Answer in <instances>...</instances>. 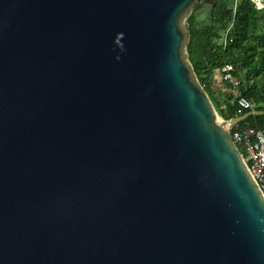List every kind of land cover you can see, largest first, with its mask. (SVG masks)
<instances>
[{"label": "water", "instance_id": "95a60500", "mask_svg": "<svg viewBox=\"0 0 264 264\" xmlns=\"http://www.w3.org/2000/svg\"><path fill=\"white\" fill-rule=\"evenodd\" d=\"M204 0H0V264H264V194L188 52Z\"/></svg>", "mask_w": 264, "mask_h": 264}, {"label": "trees", "instance_id": "16d2710c", "mask_svg": "<svg viewBox=\"0 0 264 264\" xmlns=\"http://www.w3.org/2000/svg\"><path fill=\"white\" fill-rule=\"evenodd\" d=\"M234 2L214 0L208 13H199L200 3L188 18L191 62L215 107L226 105L221 109L225 119L238 115L234 89L219 76L226 64H232L233 73L241 78L240 95L252 99L255 109L264 110V9L251 0H238L234 14ZM219 79L225 87L214 84ZM240 125L264 128V113L251 114Z\"/></svg>", "mask_w": 264, "mask_h": 264}, {"label": "built area", "instance_id": "2783aa9c", "mask_svg": "<svg viewBox=\"0 0 264 264\" xmlns=\"http://www.w3.org/2000/svg\"><path fill=\"white\" fill-rule=\"evenodd\" d=\"M258 9H264V0H251ZM238 0H235L233 12L236 13ZM234 67L232 64H226L221 69L219 75L222 79L228 82L234 89L235 96L238 98V115L243 110H254L255 102L252 99L240 95L239 86L241 78L233 73ZM225 104L219 107V110L224 109ZM231 135L236 142L242 157L247 163L252 175L258 182L264 194V128H254L248 125L237 124L233 128H229Z\"/></svg>", "mask_w": 264, "mask_h": 264}, {"label": "rangeland", "instance_id": "374dc122", "mask_svg": "<svg viewBox=\"0 0 264 264\" xmlns=\"http://www.w3.org/2000/svg\"><path fill=\"white\" fill-rule=\"evenodd\" d=\"M210 4H211V2H209L208 4H206L203 8H201L200 10H199V13H208V11L210 10ZM218 74L219 73H217V76H218ZM222 84V86L223 87H225V84H224V82L222 83V81H221V79H219L217 82H215L214 84L216 85V86H218V84ZM226 89V88H225ZM221 91L222 92H225V90H223V89H221ZM217 109V111H218V113H219V115L222 117V115H221V110H219V107H217L216 108ZM223 118V117H222Z\"/></svg>", "mask_w": 264, "mask_h": 264}, {"label": "flooded vegetation", "instance_id": "af4514ba", "mask_svg": "<svg viewBox=\"0 0 264 264\" xmlns=\"http://www.w3.org/2000/svg\"><path fill=\"white\" fill-rule=\"evenodd\" d=\"M212 1H214V0H204V1L202 2L203 7H204L206 4H208L209 2H212Z\"/></svg>", "mask_w": 264, "mask_h": 264}]
</instances>
